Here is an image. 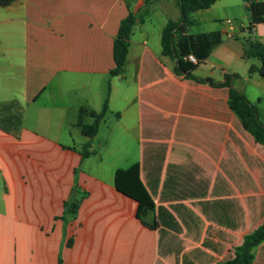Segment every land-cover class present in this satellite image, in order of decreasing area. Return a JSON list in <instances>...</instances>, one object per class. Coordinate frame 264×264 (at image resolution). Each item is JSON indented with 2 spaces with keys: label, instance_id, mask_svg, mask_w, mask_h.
Returning <instances> with one entry per match:
<instances>
[{
  "label": "crops",
  "instance_id": "obj_1",
  "mask_svg": "<svg viewBox=\"0 0 264 264\" xmlns=\"http://www.w3.org/2000/svg\"><path fill=\"white\" fill-rule=\"evenodd\" d=\"M241 6L217 0L193 13L195 24L183 33L222 35L193 77L162 53L164 27L181 17L177 0L0 6V264H227L236 257L264 222V144L228 104L235 88L264 122V78L249 73L261 62L245 54L252 39L264 42V22L250 29V15L247 23L231 21ZM129 12L137 21L113 75L114 41ZM106 100L97 134L85 136L80 110L91 124L90 112ZM134 163L155 204L142 220L138 203L115 185L117 169ZM251 254V264H264V239Z\"/></svg>",
  "mask_w": 264,
  "mask_h": 264
},
{
  "label": "trees",
  "instance_id": "obj_2",
  "mask_svg": "<svg viewBox=\"0 0 264 264\" xmlns=\"http://www.w3.org/2000/svg\"><path fill=\"white\" fill-rule=\"evenodd\" d=\"M14 0H0V6H8ZM180 8L181 17L179 20H169L162 32L161 44L162 53L174 56L178 59L176 71L185 73L193 77V71L203 62L213 51V49L222 42L220 31H211L196 35L183 33L187 26L195 24L193 13L200 9L211 7L217 0H177ZM246 8L250 15L249 28L264 22V0H244ZM137 16L129 14L121 21L118 34L114 41V59L115 68L111 74L115 75L122 71L128 53L129 41L133 33ZM183 23L181 24V22ZM194 54L198 62L193 63L185 56ZM247 57H254L260 60L261 64L251 66L249 73L258 72L264 78V42L258 38L252 39L245 52ZM236 76V75H235ZM231 75H228L230 82ZM206 80V79H205ZM211 81V80H209ZM212 82V81H211ZM227 81V83H229ZM213 83V82H212ZM228 104L231 110L239 117L243 127L248 130L257 142L264 144V122L262 121L257 107L244 93L235 88H231ZM108 108L106 100L100 112L92 111L90 115L94 118L91 124H84L83 117L87 113L81 109L78 115V125L81 126L82 133L92 138L99 129L101 120L105 117ZM88 145V144H87ZM86 155V154H84ZM116 188L123 194L133 198L138 203L137 217L142 220V216L154 209V201L147 187L140 178V165L134 163L128 168H119L115 173ZM74 212L77 209V201L72 203ZM69 202H65V208L68 210ZM144 222V221H143ZM152 226L149 223H145ZM264 239V222L253 232L247 234L243 243L236 249V257L227 264H251V250Z\"/></svg>",
  "mask_w": 264,
  "mask_h": 264
},
{
  "label": "rangeland",
  "instance_id": "obj_3",
  "mask_svg": "<svg viewBox=\"0 0 264 264\" xmlns=\"http://www.w3.org/2000/svg\"><path fill=\"white\" fill-rule=\"evenodd\" d=\"M241 1H242V6L238 8V11L237 12H234V15L235 14L236 15L229 17V19L231 21H234V19H236V18L239 19V21H240V19H242L245 23H247L248 22V19H249V13H248L247 8L245 7L244 1L243 0H241ZM220 6H221L220 3H218V5H217V11L221 14V10H220L221 7ZM222 20L225 21L226 18L225 19L222 18L220 21H222ZM77 141H79V137H77ZM122 165H125V164H122Z\"/></svg>",
  "mask_w": 264,
  "mask_h": 264
},
{
  "label": "built area",
  "instance_id": "obj_4",
  "mask_svg": "<svg viewBox=\"0 0 264 264\" xmlns=\"http://www.w3.org/2000/svg\"><path fill=\"white\" fill-rule=\"evenodd\" d=\"M185 59L193 62V63H197L198 62V59L197 57L194 55V54H188L187 56H185Z\"/></svg>",
  "mask_w": 264,
  "mask_h": 264
},
{
  "label": "water",
  "instance_id": "obj_5",
  "mask_svg": "<svg viewBox=\"0 0 264 264\" xmlns=\"http://www.w3.org/2000/svg\"><path fill=\"white\" fill-rule=\"evenodd\" d=\"M178 2V1H177ZM181 12V11H180ZM182 13V12H181ZM183 23V21L181 22V24Z\"/></svg>",
  "mask_w": 264,
  "mask_h": 264
}]
</instances>
